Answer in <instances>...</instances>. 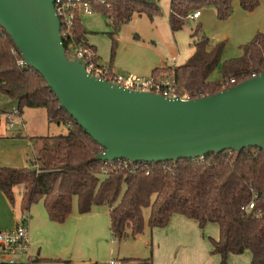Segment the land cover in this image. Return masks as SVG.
<instances>
[{
    "label": "trees",
    "instance_id": "trees-1",
    "mask_svg": "<svg viewBox=\"0 0 264 264\" xmlns=\"http://www.w3.org/2000/svg\"><path fill=\"white\" fill-rule=\"evenodd\" d=\"M93 11H100L115 33L130 21L134 13L150 19L160 14L159 0H88ZM247 11L254 10L259 0H170L169 27L172 33L181 30L195 10L212 7L218 19L228 18L233 4ZM196 28L190 34L194 52L185 62L152 74L172 76L179 92L190 98L219 92L221 80L234 78L236 83L264 72V34L241 46L239 57L225 61L222 79L214 82L210 75L220 62L225 42L214 46ZM72 38L95 53L86 41L87 31L79 14H75ZM66 48V42L63 41ZM96 54V53H95ZM20 53L6 32L0 30V92L24 108H44L50 123H63L65 134L40 137L37 151L38 168L0 166V190L14 203L13 188L24 185L22 209L41 201L48 218L62 223L78 199V212H90L94 207H106L109 230L117 239L141 234L145 227L143 209L150 208L149 228L164 227L173 214L194 221L200 228L208 223L218 226V239L209 238L212 253L219 254L226 264L230 254L251 252L250 264H264V152L257 147L239 153L224 150L201 158L177 161L136 163L124 166L96 160L103 148L81 128L69 113L59 106L54 92L34 69L19 66ZM233 84V85H235ZM231 85V86H233ZM230 87V86H228ZM227 87V88H228ZM51 139L54 145H50ZM49 156V157H48ZM253 209L246 211L248 203ZM31 258L26 263L34 264ZM133 259H125L131 261ZM140 261V260H138ZM140 264H152L151 256ZM0 264H9L0 260ZM63 264H68L65 261Z\"/></svg>",
    "mask_w": 264,
    "mask_h": 264
},
{
    "label": "water",
    "instance_id": "water-1",
    "mask_svg": "<svg viewBox=\"0 0 264 264\" xmlns=\"http://www.w3.org/2000/svg\"><path fill=\"white\" fill-rule=\"evenodd\" d=\"M54 1L0 0V27L25 67L44 78L59 106L103 148L96 160L135 164L248 147L264 152V72L197 98L125 89L68 58Z\"/></svg>",
    "mask_w": 264,
    "mask_h": 264
},
{
    "label": "rangeland",
    "instance_id": "rangeland-1",
    "mask_svg": "<svg viewBox=\"0 0 264 264\" xmlns=\"http://www.w3.org/2000/svg\"><path fill=\"white\" fill-rule=\"evenodd\" d=\"M169 3L170 0H159L160 14L152 19L134 13L130 21L115 33L100 11L95 10L90 15L81 12L79 18L87 31L86 40L94 46L98 63L105 67L111 65L113 71L122 75L147 77L150 74L143 73L151 67L185 62L193 47L190 34L199 27L200 34L208 38L211 46L225 42L220 62L210 75L212 81L219 82L225 61L239 57L241 46L252 41L256 33L264 34V0H259L252 11L235 5L224 20L218 19L212 7L200 9L199 19L188 18L183 28L174 34L169 27ZM5 101L6 105L10 102L9 99ZM24 120L27 133L38 138L67 131L63 123L48 122L44 108H24ZM0 130H5L1 114ZM49 143L53 147L54 140ZM38 144L41 147L42 141ZM36 155L27 162L28 168H38V162L34 164ZM21 188L19 185L15 189L16 197H19ZM23 212L28 218L30 253L39 259L34 264H63L65 261L68 264H109L111 260L121 264L132 261L140 264L142 259L152 255L149 229L136 237L119 241L109 230L107 208L94 207L88 213L79 214L77 197L73 199L71 212L73 218L78 219L69 218L63 224L49 220L41 201L31 203ZM149 212V207L143 209L145 227ZM212 229L218 231L215 224L209 226L205 231L207 238L212 237Z\"/></svg>",
    "mask_w": 264,
    "mask_h": 264
},
{
    "label": "crops",
    "instance_id": "crops-1",
    "mask_svg": "<svg viewBox=\"0 0 264 264\" xmlns=\"http://www.w3.org/2000/svg\"><path fill=\"white\" fill-rule=\"evenodd\" d=\"M235 5L239 4L235 2L233 7ZM200 17L201 13L196 19H199ZM193 52L194 46L192 47V51L189 53V55H187V58L191 56ZM173 66L176 65L165 64L151 67L143 74L151 75L153 70L156 68L161 70L165 67ZM5 99L7 98L3 97L0 100V114L3 117V121L5 118L3 111L6 110L4 105L7 103ZM21 115L24 122V130L9 131L6 129L5 121V130H0V166L11 168L27 167V162L32 160V158H35L34 155L37 154V151L40 148L38 142L42 141V139H40V137L38 138V136L27 133L25 130L24 109L22 110ZM18 186L19 185L14 186L13 193L15 189L18 188ZM21 186L22 190L19 192V197H16L14 193L13 204L8 201L4 193L0 190V230L13 228L20 216L25 214L21 204L24 185ZM73 217L74 216L70 211L67 214L65 220L60 224L65 223L69 218ZM73 219L77 220L78 218ZM213 224L214 223H208L204 228H200L191 219H188L180 214H173L170 217L169 223L164 227L149 228L146 225L144 231L149 229L151 236L150 246L152 248V264H222L220 255L211 252L212 245L209 240V238L218 239V226L215 224L218 230L217 232L213 229L210 231L212 237L207 238L205 235V231L207 232L208 227L212 226ZM250 261L251 252L249 250H245L240 254H230L226 264H250ZM129 264H137V262L132 261Z\"/></svg>",
    "mask_w": 264,
    "mask_h": 264
},
{
    "label": "built area",
    "instance_id": "built-area-1",
    "mask_svg": "<svg viewBox=\"0 0 264 264\" xmlns=\"http://www.w3.org/2000/svg\"><path fill=\"white\" fill-rule=\"evenodd\" d=\"M54 8L60 21V35L62 41L66 42V55L70 59L77 58L82 60L86 72L89 75L129 90L146 91L164 97L178 96L183 99L190 98L186 91L178 93L174 78L168 74L157 73L147 77H137L132 74L122 75L119 72L113 71L111 65L108 67L100 65L97 55L93 50L82 43L75 42L71 34L73 19L76 13L80 14L83 12L84 14L90 15L93 12L91 3L88 0H55ZM199 16L200 10L197 9L190 14L189 18L196 19ZM0 30H2L1 27ZM18 65L25 66L22 59L18 61ZM255 76V74H251L250 78ZM235 83L236 80L234 78H229L221 80L219 86L222 89H226L228 86ZM2 98L3 96L0 92V100ZM4 108L6 109L3 111L6 129L9 131L24 130V122L17 105L10 101L7 105H4ZM117 161L124 166L134 165L123 159ZM113 162L106 161V163L110 164ZM253 207V202H250L246 205L245 210L249 211L253 209ZM27 221L28 218L26 214H22L13 228L0 230V260L9 264H14L26 263L32 258L29 252V228ZM109 264L121 263L111 260Z\"/></svg>",
    "mask_w": 264,
    "mask_h": 264
}]
</instances>
